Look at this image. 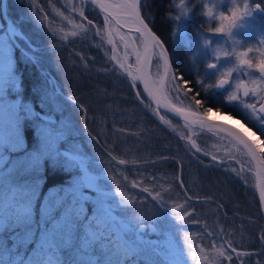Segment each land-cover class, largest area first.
Listing matches in <instances>:
<instances>
[{
	"label": "rangeland",
	"instance_id": "374dc122",
	"mask_svg": "<svg viewBox=\"0 0 264 264\" xmlns=\"http://www.w3.org/2000/svg\"><path fill=\"white\" fill-rule=\"evenodd\" d=\"M243 1L211 0L210 8L215 16H218L219 26L210 29V34L206 31V38L202 32L198 33L196 35L198 43L195 47V55L201 64L205 52L214 62L216 61L215 66L206 70L208 80L228 73L235 79L244 71L239 68L240 63L245 65L254 59L259 60L256 66L261 67L257 71L258 78L250 75L247 77L250 82L256 80L262 83L264 51L258 42H254L250 37L256 28L263 29L264 19L259 18L260 21L250 26L249 22L255 20L254 14L249 15L252 12L249 8L244 9L243 14V7L246 4L242 3ZM183 3L179 15L187 18L194 8L192 9V5L187 1ZM14 4L17 21L14 23L15 26L13 24L12 26L15 29L26 27L29 19L30 26L32 22L38 26L35 27L37 33H43L41 23L43 26L53 27L61 46L67 44L69 39L83 36V32L86 31L82 16L83 5L73 0L65 2L39 0V3L36 0H16ZM223 6L228 8L224 9ZM5 10L8 11V8ZM236 10L239 12L234 15ZM10 26L9 23H4L0 16V249L3 247L7 251L15 248V242L25 245L22 254L26 253L29 257L24 264H42L47 260L52 261L50 264H60L63 260L69 261V264H127L124 252L126 247L130 255H134L142 264H236L230 258L224 259L227 253L223 251L235 254L234 250L241 248L254 252L255 257L241 255L238 260L235 259L239 264H246L243 263L245 261H250L247 264H264V222L259 219V214L264 217V213L256 205L257 201L251 199L248 201L249 205L240 207L241 212L246 215L251 213L250 215H254L256 219L251 238L237 234L232 225L226 224V221L230 220L228 217L230 212L224 208L236 207L234 202L236 197L231 195L240 191L238 188L252 189L255 186L252 163L232 139L221 134L211 137L203 131L191 129L166 115H161L163 121L180 138L195 139L200 149L217 157L221 162L209 160H199L197 164L191 162L187 169L182 170L183 174L180 170L181 175L179 177L176 175L175 180L171 177L172 170L177 167L175 164L170 168L167 166L163 172H158L156 166V170L151 172L149 177L143 178L137 173L130 179L129 176L125 177L126 167L135 172L139 167L137 161L141 159V153L133 150L138 148L136 144L127 142L128 147L124 150L129 162L123 159L127 163L122 167L114 159H108L110 164L122 172L121 179L124 183L125 180L127 182L124 188L116 181V176L106 172L107 164L103 166V158L101 161H94L92 158L82 157V146L78 142L69 148H61V140H66L67 136H70L69 132H76L72 122L65 119L64 112L58 120L55 117L56 112L47 114L42 107L41 111H36L28 100L23 103L24 107L21 106L20 95L16 94L20 90V72L14 57L15 47L8 36ZM93 31L95 28L91 27L90 33ZM101 32L106 44L108 40L109 52L106 56V49L103 48L105 61L99 63L98 70L109 75L104 79L112 75V79L108 80L109 95H105L103 99L107 101L110 97L112 100L128 98L129 109L138 108L136 112L140 113V117L158 118L136 85L134 62L136 49L133 39L120 29L116 30L113 25L110 31L105 32L103 28ZM213 32L215 34H212ZM187 34L186 23L184 21L177 23L174 42L189 38ZM121 36L125 38V42ZM90 39L93 48L101 47L100 42L93 41V35ZM134 39L139 40L137 35H134ZM203 40H207L208 43L205 44ZM249 40L250 46L245 49L244 42ZM55 46H58V43H55ZM40 54L46 56L42 51ZM87 54L89 55V52ZM231 58L235 60L234 67L229 65ZM166 61L164 52L158 51L153 72L157 89H161L165 77ZM40 64H44V61L42 60ZM87 65L86 63L85 66ZM171 80L172 83L168 82L166 88L170 99L183 108L192 109V101L184 92L175 72L170 73L168 81ZM98 88L101 89L103 86ZM234 90H237L235 86L232 88V91ZM102 91L105 90H100L99 93ZM254 100L260 101L262 97ZM51 103L57 107L59 104L63 105L61 100H48L44 104L47 107H54ZM239 103L247 113L251 112L250 101L242 100ZM114 105L113 102L110 104L112 108ZM24 111L29 117L35 118L33 125L37 146L30 151L27 150V140L24 136L23 118L27 119V116L22 114ZM59 112L58 117L61 115V108ZM100 113L95 114L101 116ZM131 113L122 114L118 121L124 122V118H129L130 121L131 117L136 116V113ZM95 114H91L89 118L95 120ZM258 118L257 116V120ZM98 120L100 117H97L95 122ZM145 123L144 121L143 124ZM146 124H150L151 128L155 126V122ZM151 128L147 129L149 133L157 132ZM141 130L145 131L143 127ZM109 131L116 132L114 128H107L101 139L113 146L108 141L111 142L115 135ZM251 131L259 135L253 129ZM79 132L82 133V130L79 129ZM108 136L109 140L106 138ZM139 138L143 143L140 145L151 140L150 137ZM208 139L210 141H207ZM59 157H63L68 166L76 167L78 164L82 174L74 170L78 175L73 176L69 184L50 187L39 201L44 182L42 176L45 160L50 158L54 161ZM178 168L180 169L179 166ZM160 187L165 189H158ZM105 188L111 189L112 192L106 193L103 191ZM172 188L187 191L189 197L185 199L198 202L201 205L198 208H202L189 205V202L184 201L181 192L174 193L170 198ZM231 188H235L236 191L232 192ZM14 203L18 204L16 208ZM194 205L197 206L196 203ZM187 213H190V216ZM13 214L14 219L11 220ZM209 219L211 221H208ZM201 228H205L211 237L224 236L223 246L219 245L223 251L218 248L219 243L213 242L207 249L201 246L202 242L195 241L197 239L193 237L200 235ZM234 232L236 237L233 236Z\"/></svg>",
	"mask_w": 264,
	"mask_h": 264
},
{
	"label": "trees",
	"instance_id": "16d2710c",
	"mask_svg": "<svg viewBox=\"0 0 264 264\" xmlns=\"http://www.w3.org/2000/svg\"><path fill=\"white\" fill-rule=\"evenodd\" d=\"M101 18V17H100ZM161 21H164V17L161 14ZM85 26H86V31L83 32V36H79L77 38L71 41H68L64 48L62 50V54L59 60L61 63H51L50 65H44L42 66L44 69L47 70L48 68V74L43 73L40 71L33 63H31L28 58L25 56L18 57L20 60H27L28 61V66H18L19 72H20V90H18V93L20 95V99L22 101L21 106L24 107L23 103L26 102L27 100L30 101L33 105L34 108L37 110H40L41 107H43V104L45 103V100H50L51 95L49 93L53 92L54 86H57L59 89L64 94H67L68 96H71L72 94L76 97V100L79 101L81 106L75 104V103H68L70 105L69 108V114L73 118L71 121L76 120V124L80 126L81 129H85V125L87 126L88 129H90V124L89 120L86 118L85 119V112L82 111V108H85L86 111L90 112L92 111V102L93 100H98L101 103V108H100V120H98V125L99 126H105V128H112V126H118V124H124L125 128H129V132L127 135L124 136V138H127L128 140H138L140 144V138L141 137H150L151 140L149 143H145L144 145L147 146V151H151L155 144H161L163 138H161L160 132H155L154 134L149 133L150 131H147L149 124L147 125V119H144L140 117V115L133 109H129L130 104L128 105V102L125 101L124 105H117L115 102V99L112 100H103L99 97V92L97 91L98 86H103V87H109L110 84L108 83L107 79V73L106 72H100L98 70V64L101 63V61L105 60V54L103 51V48L106 49V54L108 56L109 52V46H108V40L107 44L106 41H104L103 35L101 30L104 28V31L106 32V27L102 19H97L95 17L94 20H88V19H83ZM169 21V20H167ZM172 24V21H170ZM95 28V31L90 33V28ZM171 29L168 28L167 34H171ZM94 36L95 42H100L101 47H98L93 49V55L95 60H92V64L90 63L91 58L87 53H90V47L92 41H90V36ZM34 40L35 38L41 39L43 38L42 35L34 34L33 35ZM167 41V40H166ZM42 43H47L46 41H41ZM168 42V41H167ZM80 45V46H78ZM83 45H89L88 46V51L84 48ZM111 48V46H110ZM79 51V52H78ZM184 53H187V50H182ZM83 53V54H82ZM59 56L58 53L54 54L52 59L56 61V58ZM178 55L175 57L177 59ZM178 58H181L180 56ZM184 58L182 60H179L178 63V68L176 67V75L179 78L180 84H182L183 90L188 96L189 100L192 101V106L195 110L208 113L210 109L215 108L217 110H221L224 112H228L238 118L243 119L248 125L256 129L264 138V131L261 129L257 128L248 117L238 110L236 106H229L224 98L222 99H213L211 97L207 98L205 100L204 98V84L201 81V75L197 73L194 70V67H191L186 61H184ZM72 59H75L76 61H82V60H88L89 64L87 69H85L83 66H81L80 62L73 64L70 62ZM176 62V61H175ZM51 79V80H50ZM53 79V80H52ZM62 97V96H60ZM63 98V97H62ZM42 102V103H41ZM69 102V101H68ZM112 104V102L115 104L114 107H109L105 108L104 105L107 103ZM99 103V102H98ZM42 105V106H40ZM98 105V104H97ZM214 105V106H213ZM229 106V107H228ZM131 112L136 113V116L131 117L130 121L129 118H124L123 121H118V119L121 117L122 114H132ZM24 114H26V111H24ZM23 114V115H24ZM27 115V114H26ZM139 115V116H137ZM33 121L35 119H27L25 124L27 125V136H28V141L30 147H34V143L37 141V136L34 132V126H33ZM144 121L146 122L145 124ZM158 122V121H157ZM85 123V124H84ZM157 128L153 127L152 129L159 130L161 132H166L162 124L159 122L157 124ZM141 127L145 129L144 134H142ZM91 130V129H90ZM132 130H139L142 131L140 133H137L138 135L134 134V131ZM149 130V129H148ZM73 134V131L70 133ZM86 133L77 134L74 132V135H72L70 138L74 137L75 139H79L83 141L85 138L89 140V150L87 152L92 155L91 150V144H92V138L90 136L88 137L85 135ZM209 134V133H207ZM165 139H168V137L165 136ZM94 140V139H93ZM95 143V142H94ZM152 153V152H151ZM145 154L147 155L148 152L145 151ZM178 154V153H177ZM176 153L172 152L171 156L177 155ZM158 157L161 156H166L164 153L156 154ZM155 155V156H156ZM93 157V156H92ZM54 167H48L47 170L44 171L43 175L45 178L44 186L42 188L41 194H40V199L43 197V194L45 193L46 189L55 186V185H61V184H69L70 183V178L71 174H66L67 170L64 171L62 167L60 169H56L55 171L52 170ZM52 170V171H51ZM69 171V170H68ZM18 204L15 205L14 208L17 207ZM13 214L11 216V220L14 219ZM16 247L15 248H10L7 251L3 249H0V264H24L27 261V256L26 253L22 254V250L26 247L25 245H20V243L15 242ZM133 262V261H130ZM49 260L46 262H42V264H50ZM60 263V262H59ZM60 264H69V261L63 260Z\"/></svg>",
	"mask_w": 264,
	"mask_h": 264
},
{
	"label": "flooded vegetation",
	"instance_id": "af4514ba",
	"mask_svg": "<svg viewBox=\"0 0 264 264\" xmlns=\"http://www.w3.org/2000/svg\"><path fill=\"white\" fill-rule=\"evenodd\" d=\"M48 1H60V0H48ZM62 1V0H61ZM78 2H82L84 5L89 6V12H86L87 15L91 18H94L92 15L94 14V16L96 15V17L101 18L102 21L104 22L107 31H110L111 29V25H114L113 21L110 19L109 16H107L106 14L101 13L100 11H98L95 7H93L91 4L83 2L81 0H76ZM132 2H137L138 0H130ZM187 1L190 5H192V9L194 8L193 12H190V14L187 16V18H184L180 13V9L183 7L184 3ZM16 0H0V6H1V12H0V16L2 18V21L4 23H9V25L14 24V20H16V10L14 9L15 7V3ZM213 2V1H212ZM211 0H141L140 1V6H141V10L142 13L144 15V17L146 18V20L148 21V23L153 27V29L162 37V39L164 40V42L167 44V30L168 28H170V26H172L174 24L175 28L177 23L184 21L187 25V37L189 36L188 40L193 42L195 41L194 35H197L198 33H203L204 38H206L205 36V32L207 31L208 34H210L211 32H209V30L213 29V28H217L219 26L218 23V16H215L214 12H211L210 16H206L204 13L207 12V10L211 7L212 4ZM231 2V1H230ZM242 3H246L243 7V14H245L244 9L249 8V11H252L249 15H253L254 14V19L253 21H251V23L249 22L250 26L253 23H256L259 18H263L264 19V0H244ZM6 8H9L8 14L6 12ZM224 9H227L228 6H223ZM161 14L164 17V22L161 21ZM169 20V21H167ZM172 21V24L171 22ZM260 21V20H259ZM49 22V21H48ZM30 23V19L27 21V26L26 29H19V31L23 32L27 38L30 40V42L32 43L29 32H31L35 27H34V22H32V25H29ZM34 23V24H33ZM48 24V23H47ZM36 25V24H35ZM42 27V25H41ZM248 28V25H247ZM202 29V30H201ZM45 35V38L48 39H52V40H56L59 39V37H57L55 35V32L53 31V27H49L46 26L44 29H42ZM174 31L171 35V43L175 46V47H179V45H183L181 47L182 50H184V45L186 44L185 41L183 40H179L177 42H174ZM212 34H215L214 32ZM9 35V34H8ZM247 35V34H245ZM186 37V36H185ZM138 38L140 39V37L138 36ZM177 38V37H176ZM251 40H253L254 42H258L260 48L264 51V23H263V29L260 28H256L254 30V34L250 37ZM17 40L20 42V44L23 46V48L28 51L29 53H31L33 56H35L36 58L38 57V54L36 53L37 50H39L38 48H41L43 50L46 49L48 50V48H53L51 45H47V44H43V45H37L35 43L29 44L27 40H25L22 37H17ZM204 42V40H203ZM250 46V40L245 41L244 42V48L247 49ZM16 48V46H15ZM169 48L171 49V44L169 42ZM233 47H230V49ZM17 50V49H16ZM19 50V49H18ZM20 52H22L21 50H19ZM46 52V51H45ZM23 53V52H22ZM24 54V53H23ZM47 54V52H46ZM186 55V54H185ZM25 56H27V58H29L32 61V58L28 55L25 54ZM47 59V58H46ZM60 57H57V61L58 63H60ZM184 61H187L184 60ZM33 62V61H32ZM202 65L204 67V74H205V85L203 86V92H204V98L205 100L209 97L211 98H215V99H227V100H231L234 98H241L243 100H248L250 101V111H254L258 113V122L257 124V128L261 129L262 131H264V117L260 114L259 110H258V106L260 105V103L263 101L264 99V78H262V83L257 82L256 80H253L250 82V79L247 77L248 75H250L251 77L253 76L255 79L258 78V70L261 68L260 66H256L259 63V60H254L252 59V61L249 60V63L245 64L244 63H240L239 68H242L244 71H241V74L236 77L234 79V76L231 75L230 73L228 74H222V75H217L215 76V81H212L213 84H210L208 81V78L206 77V70L208 69V67L210 68L211 66H215L216 65V61L214 62V60H212L209 57V54L207 52H205V56L204 59L202 61ZM27 64V63H26ZM235 64V60L233 58H231L229 60V65L231 67H234ZM242 65V66H241ZM26 66V65H25ZM237 67V66H236ZM243 76L242 78H239ZM226 77L227 82L224 83V85L221 87L220 85H218L216 83L218 78H224ZM239 78V79H238ZM209 83V84H208ZM258 85H257V84ZM234 86L236 87V91H232V88H234ZM245 87L247 89V91L245 90ZM227 97H231V98H227ZM260 97H262V100L259 101H255L254 99H259ZM214 106V105H213ZM254 121V119H253ZM169 131H172L171 129H169ZM169 156H163L161 158H168ZM199 158H203L201 160H209V161H213V162H221L220 159L216 158L218 161L211 159V158H206L203 156H197ZM192 158V155H190L188 157ZM189 162L191 163L192 161L189 160ZM199 162V161H198ZM237 190L240 191H236L235 193V197L236 199H234V202L236 203V207L232 208L229 206H226L224 208V210H227L229 213V219H234L235 220V224L236 226L240 227L242 224L245 225H251L252 223V219H251V213L249 214H245L243 212H241V208L242 205L246 206L249 205L248 201H250L251 199H253L255 201V199H257V186L255 184V186L250 189V188H245L243 187L238 188ZM244 190V191H242ZM242 191V192H241ZM186 196L189 197V195L187 194L186 191ZM221 195L219 196V199H221ZM214 199H211V201ZM189 205H192L193 200H189ZM196 205H192V207L194 208H198L199 204ZM221 206H223V203L221 204ZM253 207H256L253 205ZM202 208V207H200ZM198 208V209H200ZM236 208H238V211H236ZM192 209V208H191ZM188 216H190V213H187ZM252 217L254 218V215H252ZM208 221H211V219H209ZM264 230V227H263ZM195 238H197V240L195 241H199L203 243V246L206 248H210L211 244L213 241H219L222 240L224 236L221 235V237H211L207 230L201 228L200 229V235L198 236H194ZM243 251L242 249H236L234 250L235 252V259H238L241 255L246 257V256H252L251 253L249 252V250H245L246 252H241ZM244 263V262H243Z\"/></svg>",
	"mask_w": 264,
	"mask_h": 264
},
{
	"label": "water",
	"instance_id": "95a60500",
	"mask_svg": "<svg viewBox=\"0 0 264 264\" xmlns=\"http://www.w3.org/2000/svg\"><path fill=\"white\" fill-rule=\"evenodd\" d=\"M94 5L99 11L108 15L114 22L116 28L123 29L130 36L137 33L141 39V55H139L138 45L136 54V74L137 83L142 89L145 97L155 106L159 111L174 117L192 127H199L204 130L221 132L233 138L238 142L250 156L258 181V193L262 208L264 209V194L261 191L262 183H264V154L258 146L254 137L240 128L235 123L225 120L221 117H213L210 115L195 113L183 109L174 104L167 96L165 91V83L158 91L153 82V65L155 59V52L157 46H162L167 56L169 52L164 45L162 39L154 31L152 26L145 19L140 1L133 3L130 0H83ZM112 1H117L118 4H113ZM16 32L12 28L10 37L17 43L14 34ZM22 36H24L22 34ZM169 70V68H168ZM259 111L264 117V101L259 106ZM194 150L204 156L207 154L199 151L192 144Z\"/></svg>",
	"mask_w": 264,
	"mask_h": 264
},
{
	"label": "bare ground",
	"instance_id": "6f19581e",
	"mask_svg": "<svg viewBox=\"0 0 264 264\" xmlns=\"http://www.w3.org/2000/svg\"><path fill=\"white\" fill-rule=\"evenodd\" d=\"M164 22V21H163ZM221 118L225 119V120H229L233 123H235L236 125H238L240 128L244 129L245 131H247L248 133L252 134L250 129L245 126L243 123H241L240 121L236 120V119H233L232 117L230 116H227V115H223V116H220ZM254 138H256L255 136H253Z\"/></svg>",
	"mask_w": 264,
	"mask_h": 264
},
{
	"label": "clouds",
	"instance_id": "9594fccd",
	"mask_svg": "<svg viewBox=\"0 0 264 264\" xmlns=\"http://www.w3.org/2000/svg\"><path fill=\"white\" fill-rule=\"evenodd\" d=\"M211 12H212V9L209 8V9L207 10V12H205L204 14H205L206 16H210V15H211ZM204 43L207 44L208 41L205 40ZM225 82H226V77H224V78H218L217 81H216V83H217L218 85H220L221 87L224 85ZM227 98H231V97H227Z\"/></svg>",
	"mask_w": 264,
	"mask_h": 264
},
{
	"label": "snow or ice",
	"instance_id": "6c2138e0",
	"mask_svg": "<svg viewBox=\"0 0 264 264\" xmlns=\"http://www.w3.org/2000/svg\"><path fill=\"white\" fill-rule=\"evenodd\" d=\"M238 12H239V10H236V11H234V15H237V14H238Z\"/></svg>",
	"mask_w": 264,
	"mask_h": 264
}]
</instances>
